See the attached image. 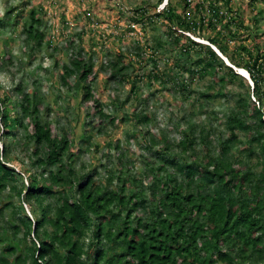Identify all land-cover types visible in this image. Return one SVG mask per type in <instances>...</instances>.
Masks as SVG:
<instances>
[{"label": "trees", "instance_id": "16d2710c", "mask_svg": "<svg viewBox=\"0 0 264 264\" xmlns=\"http://www.w3.org/2000/svg\"><path fill=\"white\" fill-rule=\"evenodd\" d=\"M235 1L170 0L159 15L150 16L147 6H137L128 15L130 20L151 17L154 30L164 25L167 36L182 47L186 60L181 63L176 59L175 69L181 68V74L190 79L208 77L209 92H203L207 98L232 100L231 108L223 114L228 136L217 134L218 150L211 148L216 134L203 124H187L174 146L167 130L143 129L151 122V114L134 110L133 124L139 128L135 139H145L148 149L157 146L159 160L145 159L147 170L142 175L133 173L128 165L132 160H127L131 147L122 150L118 141L113 145L116 163L106 168L105 178L99 180L96 167V172L90 164L77 167L84 150L76 142L73 124L62 126L59 111L53 108L56 115L51 116L50 106L43 115L44 98L38 91H30L23 77L1 96L0 122L8 134L0 147V264H264V47L256 32L258 24L252 34L254 44L239 40L231 47L229 43L237 38V30H250L245 13L258 23L264 11L255 6L260 0H248L244 9L236 8ZM18 7L5 14L21 17L23 11ZM42 13L40 8H32L23 26L27 41L39 48L48 30ZM163 16L175 23L161 19ZM9 20L0 17V31ZM175 25L182 29L181 34ZM186 31L207 37L235 65L248 69L253 87L211 46L192 40ZM67 45L71 46V41ZM81 51L84 48L80 55ZM82 57H71V66L64 65L61 79L65 84L70 76L78 79L82 100L90 103L99 115V124L105 127L100 132L107 130L106 121L116 127L119 119L103 109L100 95L90 86L97 80L95 66ZM9 58V54L0 53V72L9 71L10 65L3 63ZM109 66L112 79L129 80L130 69L122 60ZM145 73L150 83L162 77L159 72ZM11 74L13 78L17 75ZM230 84L244 89H230ZM33 85L38 86V80ZM179 86L185 89L188 84L181 81ZM138 91L134 82L131 94L138 97ZM131 97L128 95L127 101ZM148 99L143 98L145 105ZM86 126L80 139L87 140ZM198 129L199 140L195 135ZM240 133H245L247 142L242 150L232 151ZM238 152L245 154L241 157ZM14 158L23 164L30 160L31 168L38 171H16L10 165ZM26 173L29 183L22 177ZM25 204L31 205L36 220ZM90 232L85 246V240H80Z\"/></svg>", "mask_w": 264, "mask_h": 264}, {"label": "rangeland", "instance_id": "374dc122", "mask_svg": "<svg viewBox=\"0 0 264 264\" xmlns=\"http://www.w3.org/2000/svg\"><path fill=\"white\" fill-rule=\"evenodd\" d=\"M73 1V3H67L69 9L65 8V11L71 20L75 22L73 19V17H75V12L82 10L80 3L87 4L88 1L79 0L78 3H76L77 0ZM248 2V0H236L234 5L236 8L242 6L244 9ZM39 3H41V0H0V17H4L6 20L11 19L8 25L0 31V53L9 54L10 56L9 59L3 62L4 66L8 67L10 65V67L8 72L1 75V80L6 83L7 87L11 88L13 83V76L11 73H19L15 78L22 79L23 77L25 83L28 84L29 90L38 91L44 98L41 107L43 115H45L44 111L47 106H50L53 110L51 116L56 115L55 110L59 111L58 115L61 118L62 126L65 125L69 127V123L73 124L75 127L74 136L76 142L78 146L84 150L82 156L78 160L77 167H81L82 163L87 165L90 164L88 166L90 169H93L94 172H96L94 168L96 167L97 169L98 176L96 177H98V179L101 178L99 180H103L107 173L106 168H112L116 163L117 151L113 145H116L118 141L121 143L122 150L124 147H131V152L133 153L130 152L127 160H132L128 165L134 169L133 173L142 175L145 170H147L148 167L145 166V159L159 160L158 157L160 154L156 152L158 149L157 146L148 149L145 148V139L142 137L135 139V135H139V128L135 127L133 124L132 115L134 110L137 113L145 110L151 114V122L144 124L143 129H149L152 132L167 130V138L174 146L177 145V141L181 138V130L186 128L187 124H203V126L205 125L208 130L212 132V135L216 134V137L212 136L214 142L211 148L213 150H218L219 144L216 139L217 134L222 137L225 136V138L228 136V132L225 130L223 114L231 108L232 100L228 97L207 98L203 92H209V90H206V86L210 83L208 77L201 78L200 76H196L190 79L188 75L184 73L181 74V68L178 67V69H175V67H177L175 66L177 62L176 59H180L179 62L181 63H185L186 60L180 55L182 53H179L180 51L177 49V46L174 43L170 44L167 39V31L164 25H160L158 28L155 27L154 30L151 23L148 24L147 40L149 41L154 35L156 43L165 39L164 45L162 46L164 51L161 50L160 55L169 57L172 63L170 66L168 64H163L161 60H159V65L157 66H160V68L165 71V76L156 81L155 84L148 83V76L145 73L149 71L150 67L151 69L155 68L154 61L151 65H147L148 67L144 66L142 68L141 61L145 60L142 56L140 60H130V56L124 55V58H121L118 53L115 54L118 50H122V37L117 39V37L112 36L114 33H111L110 35L107 34L106 36H102L103 39H101L97 35V32L90 31V36L86 35L84 38L85 48L87 50L93 49V52L97 54L94 58L97 60L96 67L99 70L97 72L99 78L97 84L94 83L93 86H97L104 110L119 119L116 127H113L106 121L107 130L100 132L99 129H103L104 126L99 124V115L95 113L90 103L82 100L83 90L78 79L75 76H70L67 79L68 84L63 83L61 79L64 74V65L71 66L69 62L72 54L67 48V42L65 40H59L56 44L49 45L47 42L49 39L46 38L43 46L39 48L32 42L26 40V35L23 32L24 23L29 16L30 9L33 6H39ZM159 3L160 0H117L116 5L110 6V4L105 3L104 0H97L96 6L98 8L95 7L94 10L97 15L102 14L103 18H106L104 20L112 22L113 24L115 23L114 19L119 18V14L123 11L127 15H122V19L120 18L119 20L118 29L114 28L113 30L128 32V15L132 10L129 12L127 10L144 4L150 9L151 15L155 10V6ZM15 5H22L20 8V10L23 11L21 17L12 18L14 16L13 13H8V15L5 14L7 10H10ZM117 5L120 6V11ZM255 6H257L258 9L262 8L264 11V0H260ZM244 17L245 24L249 26L250 30L245 31V33L244 29H242L241 32L237 34V39L234 40V44H230L231 47L237 44V40H239L241 35L243 38H247V44H254L256 41L253 37V33L257 24L259 28L256 32L261 34L259 42L262 43V47H264V15L258 16V23L251 19L252 15L245 13ZM79 31L80 30H77L75 32ZM96 42L102 43L97 44ZM122 44L128 46V48L131 47L129 39H125ZM145 44L146 43H144V45ZM125 46L122 47L126 48ZM108 51H110V56L107 54ZM109 57H111L110 60ZM196 57L197 56H194V59H196ZM111 60H122L123 64L130 69L129 82L126 80L125 82L117 84L116 81L112 80L109 66L105 67L106 62H111ZM101 63H103L102 66H100ZM169 66L172 68L171 72L168 71ZM143 72L145 73L143 75L144 78L142 77ZM35 80H38V86L34 87L33 82ZM181 81L187 83L188 87L182 89V87L179 86ZM134 82L138 85V94H141L138 97L135 96L134 92L132 94L130 93L132 92ZM228 86L230 89H244L239 84H230ZM115 88L117 89L116 91ZM10 90L12 91V89ZM6 91L7 89L5 87L4 90L0 87V99L4 93L7 94ZM128 95H132L130 101L126 99ZM116 96H118L119 99H117ZM146 96L149 98L148 105L143 103V98ZM229 96H231L230 93ZM126 115H128V119H122ZM92 118H95L93 122L91 121ZM85 125H87V140L80 139L83 136L82 128H84ZM83 133H85V131H83ZM5 134H8V129L0 122V147H4V141L6 139H4L3 136ZM198 134L199 129L195 132L197 140H199ZM18 136L20 137L21 134L19 135L18 133ZM128 138L129 141H127ZM246 142L247 138L245 133H240L239 140L237 141L238 146L236 147L232 144V151H237L238 149L242 150ZM93 143L98 144L99 148L95 149ZM88 146L91 147L89 150ZM159 146L165 147L164 145ZM238 154L243 157L245 153L238 152ZM253 160L256 162V159ZM30 164V160H26L25 164H23L22 160L14 158L10 165L14 166L18 172L23 171V168H27L30 173L37 172L38 169H32ZM93 175L96 174L94 173ZM28 176L29 173H26L24 176L22 174V177L27 180V183H29ZM25 207L32 220H36L34 214L31 212V205L25 204ZM91 234L90 232V235L80 240L81 242L85 240V246H88ZM17 254H20V252H17Z\"/></svg>", "mask_w": 264, "mask_h": 264}, {"label": "clouds", "instance_id": "9594fccd", "mask_svg": "<svg viewBox=\"0 0 264 264\" xmlns=\"http://www.w3.org/2000/svg\"><path fill=\"white\" fill-rule=\"evenodd\" d=\"M65 1L66 0H41V3H39V6H33L32 8H34V7L38 8V9L40 8L41 11L43 12L42 17H44L46 19V21L48 22L47 23L48 30H47L46 38H48L49 41H47V40L46 41L49 43V45L50 44H56L57 42H59V40L60 41L65 40L66 42L71 41V46H68L66 44L67 48L71 51V54H72L71 57L78 58L79 56L82 55L83 56L82 58H84L86 60L91 59V61L93 62L94 66H95V72H96L97 80H96V82H92L90 86L96 94L100 95L98 92L97 86H93L94 83L97 84V81L99 78V74L97 73L99 70L96 67L97 66V64H96L97 60L94 58L97 54L95 52H93V49L87 50L84 46V38L86 37V35L90 36L89 35L90 31L97 32L98 33L97 35L101 39H103L102 36H106L107 34L110 35L111 33H114L112 36L117 37V39L119 37L120 38L122 37L121 48H122V50L127 51V52H124L122 50H118L115 54L118 53L121 56V58H124V55L130 56V60H134V59L140 60L141 56H142V58L145 59L144 61H141L142 68L144 66L151 65V63L154 61L155 68L151 69V67H150L149 71L151 73L159 72V73H162V77L165 76V71L162 70L160 68V66H157V65H159V60H161V62L163 64H168L171 66L172 65L171 59L165 55H160V51L161 50L164 51V48H162V46H158L156 48H153L156 46L155 35L149 41L147 40L148 39V24L151 23V26H152V24L154 23L155 20H153L151 17H148V16H145V17L142 16L138 20H130L129 19V24L127 25L128 32H121V31L118 32V31L113 30V29L114 28L118 29L120 18L122 19V15H127L123 11L120 14L118 13L119 18L114 19L115 23L113 24L112 22L104 20L106 18H103L102 14H98V15L96 14L94 8L97 7L96 6L97 0H87L88 1L87 4L80 3L82 10L75 12V17H73L75 22H73L71 20V18L66 14L65 8H67V7L65 5ZM104 1H105V3H109L110 6L117 4V0H104ZM191 1L193 2L195 0H191ZM169 2H170V0H160V3L155 6V10H154L153 14H151L150 16L159 15L162 10H164L168 7ZM15 6H18V5H15ZM21 6H19L18 8L20 9ZM138 6H145V5L141 4ZM117 7L119 8V11H120V6L117 5ZM0 8H1V6H0ZM134 8H136V7H133L131 9H134ZM131 9H129V10H131ZM129 10H127V11H129ZM148 13L150 14V12H148ZM101 16H102V18H101ZM161 19H165L166 21H172V20H169V18L166 16H163ZM134 23L140 24L142 35H140L139 31H136L134 28H132V24H134ZM158 23H161V22H158ZM173 23H175V22H173ZM174 28L176 29L177 34H181L182 29H179L177 27V25H175ZM77 30H80V31L75 32ZM85 31H86V33H85ZM245 31H248V29H244V32ZM239 32H241V30H237V34ZM186 34L192 40H194L196 42H199L202 44H207V45L211 46V48H213V50L216 51V53L223 59V61L228 66L234 68L241 76L246 78L248 80V82L251 84V86L253 87L254 82L251 78V75H250L248 69L235 65L229 59V57L227 55H225L222 52V50L217 45L212 43L211 40L208 39L207 37H204V36L199 35V34H194L191 31H186ZM167 37H168L167 39L169 40L170 44L175 43V42H173V39L171 37H169V36H167ZM45 39L42 43V46L45 42ZM125 39H129L130 46H131L130 48H128V46H125L122 44ZM236 39L237 38H231L229 40V43L234 44V40H236ZM26 40H27V35H26ZM239 40H245L244 42L247 41V39L243 38L242 35L239 37ZM239 40H237V43L239 42ZM92 41H93V39H92ZM96 43L98 44V43H102V42H96ZM144 43H146V44L144 45ZM175 45L177 46V49L180 51L179 53H182L181 52L182 47H180V45L176 44V43H175ZM95 46H93V47H95ZM122 46H125L126 48H123ZM82 48H84V51H81V55H80L79 50ZM109 53H110V51L107 52L108 56H110ZM110 58L111 57H109V60H110ZM111 62H112V60H111ZM109 63H110V61L106 62L105 67H108ZM102 64L103 63H101L100 66H102ZM170 66H169V68H170ZM169 68H168V71H169ZM242 69L245 70L247 74H244L242 72ZM109 70H110V72H112V69L110 68V66H109ZM3 74H5V72H0V85H1V88L3 90L5 87L7 89V91H9L10 89H13L19 82L22 81V79H18V78L14 77V78H12L13 83H12L11 88L7 87L6 83L1 80V75H3ZM17 75H19V73H17ZM17 75H16V77H17ZM143 75H144V72L142 74V77L144 78ZM106 77H108V76H106ZM120 79H121V77L118 76L112 80L116 81L117 84H119L122 82ZM129 80H127V81L129 82ZM156 81H158V80L155 79L152 81V83H150V82H148V83L155 84ZM25 84H27V83H25ZM27 88H28V84H27ZM116 90L117 89L115 88V91ZM118 93H119V91H118ZM116 98H119V97L116 96ZM1 148H3V147L1 146Z\"/></svg>", "mask_w": 264, "mask_h": 264}, {"label": "built area", "instance_id": "2783aa9c", "mask_svg": "<svg viewBox=\"0 0 264 264\" xmlns=\"http://www.w3.org/2000/svg\"><path fill=\"white\" fill-rule=\"evenodd\" d=\"M132 28H134L136 31H139L141 33L140 35H142L141 26L139 23L138 24H136V23L132 24Z\"/></svg>", "mask_w": 264, "mask_h": 264}, {"label": "crops", "instance_id": "0c3cea01", "mask_svg": "<svg viewBox=\"0 0 264 264\" xmlns=\"http://www.w3.org/2000/svg\"><path fill=\"white\" fill-rule=\"evenodd\" d=\"M73 2H74L73 0H66V1H65V5H66V7L69 9V6H68L67 3H73ZM78 2H79V0L76 1V3H78Z\"/></svg>", "mask_w": 264, "mask_h": 264}, {"label": "bare ground", "instance_id": "6f19581e", "mask_svg": "<svg viewBox=\"0 0 264 264\" xmlns=\"http://www.w3.org/2000/svg\"><path fill=\"white\" fill-rule=\"evenodd\" d=\"M242 72H243L244 74H247V73H246V71H245V70H243V69H242Z\"/></svg>", "mask_w": 264, "mask_h": 264}]
</instances>
